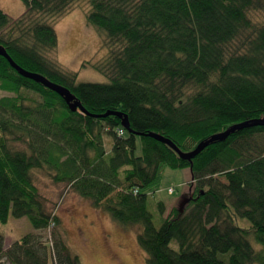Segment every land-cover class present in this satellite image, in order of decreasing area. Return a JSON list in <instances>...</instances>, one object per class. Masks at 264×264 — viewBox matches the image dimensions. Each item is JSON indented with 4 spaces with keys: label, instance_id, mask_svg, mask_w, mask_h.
Instances as JSON below:
<instances>
[{
    "label": "trees",
    "instance_id": "obj_1",
    "mask_svg": "<svg viewBox=\"0 0 264 264\" xmlns=\"http://www.w3.org/2000/svg\"><path fill=\"white\" fill-rule=\"evenodd\" d=\"M21 1L26 10L17 19L0 9V46L23 69L69 89L85 112L0 55V91L11 94L0 98V224L12 214L51 230L8 249L0 233V264H82L62 219L43 202L35 170L125 229L139 228L147 264H264V125L236 130L191 161L149 136L190 152L236 124L264 119V24L250 17L264 13V0H88L87 21L105 34L109 53L83 66L108 83L78 82L47 57L58 46L48 20L78 0ZM107 112L122 117H96ZM166 167L189 168L192 181L156 227L148 197ZM158 209L163 215L166 207Z\"/></svg>",
    "mask_w": 264,
    "mask_h": 264
},
{
    "label": "rangeland",
    "instance_id": "obj_2",
    "mask_svg": "<svg viewBox=\"0 0 264 264\" xmlns=\"http://www.w3.org/2000/svg\"><path fill=\"white\" fill-rule=\"evenodd\" d=\"M0 9L17 19L26 7L21 0H0ZM89 10L88 0H78L71 4L64 17L56 21L48 20L57 33L58 46L47 57L56 61L63 70L77 73L78 82L108 83L105 75L89 65L83 66L87 62L102 61L109 53L104 46L105 34L87 21ZM250 17L253 22L264 24V13L251 12ZM3 96L11 94L0 91V98ZM259 142L262 144L260 139ZM111 143V138L105 134L107 153L110 152ZM138 147L140 152V141ZM15 148L25 149V145L15 143ZM33 179L47 209L62 219L69 248L79 256L82 264H108L107 259H110L111 264H147V253L137 242L139 228L128 230L120 226L107 213L93 208L87 200L74 193L67 183L54 181L46 171L35 170ZM191 181L189 168L163 169L158 187L148 197V208L156 227H160L177 203L188 197ZM169 189L174 192H169ZM159 202L166 207L163 215L158 209ZM236 222L244 228L250 226L246 219H237ZM50 231H37L27 218L17 219L12 214L6 224H0V233L7 242L16 241L30 233L46 237ZM173 247H176L175 243Z\"/></svg>",
    "mask_w": 264,
    "mask_h": 264
},
{
    "label": "water",
    "instance_id": "obj_3",
    "mask_svg": "<svg viewBox=\"0 0 264 264\" xmlns=\"http://www.w3.org/2000/svg\"><path fill=\"white\" fill-rule=\"evenodd\" d=\"M0 55L4 58L7 59L9 64L23 77L32 79L38 83L43 84L45 87L51 89L52 91L56 92L59 96H61L65 102L69 105L70 108L73 110L76 109H81L82 112H85L84 108L82 107L81 103L76 99V97L70 92L69 89L65 88L64 86L58 85L54 82H51L48 80L45 76L38 74V73H33L29 72L22 67H20L8 54V52L0 46ZM108 115H118L119 117H122L121 114H118L116 112H107L106 114L103 115H98L96 117H107ZM254 124L257 125H264V119L260 120H254L253 122H244L240 124L234 125L232 128L225 132L218 133L214 136H212L210 139L206 141H202L197 145V147L190 151V152H183L181 151L171 140L165 138L164 136H161L159 134L151 133L149 136L152 138L166 144L169 146L171 149H173L182 159L191 161L193 158H195L197 155H199L207 146L212 144L215 141H223L225 140L230 134L235 132L236 130L243 129L245 127L252 126ZM123 126L127 131L129 130V121L128 118L125 116L123 120Z\"/></svg>",
    "mask_w": 264,
    "mask_h": 264
},
{
    "label": "crops",
    "instance_id": "obj_4",
    "mask_svg": "<svg viewBox=\"0 0 264 264\" xmlns=\"http://www.w3.org/2000/svg\"><path fill=\"white\" fill-rule=\"evenodd\" d=\"M12 242L13 241H9V242L5 241V249H8L11 246Z\"/></svg>",
    "mask_w": 264,
    "mask_h": 264
},
{
    "label": "bare ground",
    "instance_id": "obj_5",
    "mask_svg": "<svg viewBox=\"0 0 264 264\" xmlns=\"http://www.w3.org/2000/svg\"><path fill=\"white\" fill-rule=\"evenodd\" d=\"M106 262H107V263L109 262L108 264H111V263H110V259H107Z\"/></svg>",
    "mask_w": 264,
    "mask_h": 264
},
{
    "label": "built area",
    "instance_id": "obj_6",
    "mask_svg": "<svg viewBox=\"0 0 264 264\" xmlns=\"http://www.w3.org/2000/svg\"><path fill=\"white\" fill-rule=\"evenodd\" d=\"M169 192L173 193V192H174V190H173V189H169Z\"/></svg>",
    "mask_w": 264,
    "mask_h": 264
}]
</instances>
